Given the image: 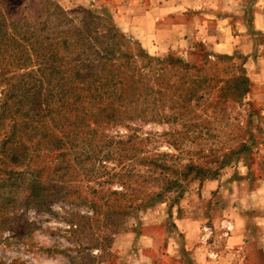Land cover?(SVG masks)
<instances>
[{
  "label": "rangeland",
  "instance_id": "obj_1",
  "mask_svg": "<svg viewBox=\"0 0 264 264\" xmlns=\"http://www.w3.org/2000/svg\"><path fill=\"white\" fill-rule=\"evenodd\" d=\"M145 55L201 67L196 98L147 80L140 99L124 95ZM1 114L0 264L260 260L228 240L234 216L264 225V0H0ZM149 159L213 175L186 180L177 201L151 197L166 172ZM210 202L217 225L200 218ZM183 210L202 220L197 237L178 227Z\"/></svg>",
  "mask_w": 264,
  "mask_h": 264
},
{
  "label": "trees",
  "instance_id": "obj_2",
  "mask_svg": "<svg viewBox=\"0 0 264 264\" xmlns=\"http://www.w3.org/2000/svg\"><path fill=\"white\" fill-rule=\"evenodd\" d=\"M144 58V60L147 62V65L143 72L134 71V74L129 77L130 81L127 85L125 84V81H120L124 95L134 94L137 99H140L141 97H143V92L139 91L140 84L147 80L154 82L157 81L162 86L161 89L153 92H158L159 95L163 96L166 95L168 90L171 96L170 98H177V100L183 105H188L189 102L193 101L196 98L197 88L195 86L196 80H194V76L199 75L204 71L203 69H201V67L184 63L181 59H176L171 55H168L164 59H155L151 57L147 58L146 55L144 56ZM80 74L81 73H79L78 76H81ZM176 77L178 79H176ZM189 79H191L190 83H188ZM184 83L188 84V87H186V92L185 89L184 91H181V89H183L182 84ZM147 94H149V92H147ZM4 110L5 108L2 110L3 113ZM166 116L168 120H170L171 118H176L174 115ZM4 117L5 116L1 114L0 121H2ZM4 146L5 145L3 144L2 147ZM147 164L151 168L161 166L162 169L166 172V175L161 178L164 184L163 192L159 191L154 194L152 193L151 197L159 198L163 196L164 192L172 193L174 190H180V192L175 196V201H177L183 197L184 182L186 180H188L189 178L191 180H195L199 177H202L203 179H210L209 177L213 175L212 172L204 169L201 165L194 163V160H191L189 163L185 164L173 162L170 164L160 165L156 163L155 159H149ZM215 173L216 172H214V174ZM142 204H144V201L140 202L138 206H141ZM129 207H133V205ZM115 208H117V205H115ZM124 210L125 206L116 212L122 214Z\"/></svg>",
  "mask_w": 264,
  "mask_h": 264
},
{
  "label": "crops",
  "instance_id": "obj_3",
  "mask_svg": "<svg viewBox=\"0 0 264 264\" xmlns=\"http://www.w3.org/2000/svg\"><path fill=\"white\" fill-rule=\"evenodd\" d=\"M147 18L150 21V24L152 26V22L154 24L155 29L158 30V34H161L164 30L165 27L164 26H159V24L156 23V21L154 20V13H153V9L149 12H147ZM151 26L149 27L151 30ZM156 31V30H155ZM169 47L171 46L172 48H175L174 46L171 45V43H168ZM201 184V183H200ZM207 186H211V190H209L210 193H218L220 191V182L219 180H209L203 184H201V190L205 191L207 190ZM210 201V199H209ZM211 202L209 203V206L207 208V212L205 213V209H203V211L200 214V218L203 219L206 218L207 219H211L212 222L214 224H218V222H220L219 219H217V215L222 211H219V208L217 207L216 204H211ZM232 204V203H231ZM183 206V205H182ZM227 207V205H226ZM228 210V208H227ZM196 213H189L187 211H182V212H178V215L176 217V223L178 225V227L180 228V230L183 232H188V233H192L193 235H195V237L198 236L199 232H200V227L203 224L202 220H200V218L198 219V217H192L191 215H195ZM234 216V215H233ZM234 221H235V231L232 233V236L230 237V239L228 240V246L229 248H232V250H230V254H232V256H234L235 258L237 257L238 259V254L240 253V251H238L236 249V247H239L241 244H245L246 248H247V253L249 254V257L251 255V257H253V254L256 253L257 255H261V258L259 261H253V260H247L244 263H225V264H264V225H262L260 222H258V220H253V217L250 215V213L248 212V214H245L244 217H242L243 219L241 220V222L239 223V220L237 219L238 217L234 216ZM248 222H250L251 224L249 226H247ZM244 246V245H243ZM245 247H243L244 249ZM245 248V249H246ZM237 250V251H236ZM189 255V254H188ZM183 264H211L209 262H205V261H192L190 262H184Z\"/></svg>",
  "mask_w": 264,
  "mask_h": 264
},
{
  "label": "built area",
  "instance_id": "obj_4",
  "mask_svg": "<svg viewBox=\"0 0 264 264\" xmlns=\"http://www.w3.org/2000/svg\"><path fill=\"white\" fill-rule=\"evenodd\" d=\"M225 228L226 229H225L224 234L226 236H229L230 233L232 232V230L234 229L233 225H231L230 223H228L225 226ZM214 233H215V229H214V227L212 225H209V224L208 225H205L203 227L202 240L207 243L209 240H211V238L213 237ZM209 256L215 258V257H217V254H216L215 251H211L209 253Z\"/></svg>",
  "mask_w": 264,
  "mask_h": 264
}]
</instances>
